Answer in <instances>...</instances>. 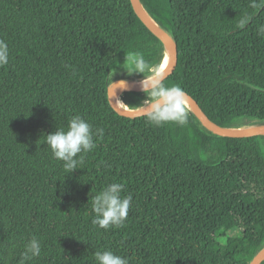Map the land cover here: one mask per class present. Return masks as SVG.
Instances as JSON below:
<instances>
[{
  "label": "trees",
  "instance_id": "16d2710c",
  "mask_svg": "<svg viewBox=\"0 0 264 264\" xmlns=\"http://www.w3.org/2000/svg\"><path fill=\"white\" fill-rule=\"evenodd\" d=\"M139 1L177 48L185 94L227 125L264 128V0ZM0 40L10 53L0 67V264H96L104 250L129 264L261 257L263 142L157 127L111 108L112 68L113 84L129 88L118 95L122 108L135 113L140 87L128 83L143 74H127L125 57L140 53L157 69L164 58L129 0H0ZM75 115L103 134L65 173L45 135ZM113 182L132 206L122 227L104 230L91 205ZM32 238L41 255L25 259Z\"/></svg>",
  "mask_w": 264,
  "mask_h": 264
},
{
  "label": "clouds",
  "instance_id": "9594fccd",
  "mask_svg": "<svg viewBox=\"0 0 264 264\" xmlns=\"http://www.w3.org/2000/svg\"><path fill=\"white\" fill-rule=\"evenodd\" d=\"M244 20L241 21L243 25ZM8 45L0 40V67L9 63ZM126 61V66H125ZM160 69L151 65L143 55L132 52L125 57L123 68L126 73L143 74L139 81L140 90L145 94V99L139 105L143 109L146 121L157 127L166 123L184 125L188 121L187 100L183 88L179 85H168L164 82ZM116 69L110 73L109 88H126L127 82H112V76ZM147 73V75H146ZM122 103L119 99H117ZM123 104V103H122ZM103 134V129H93V125L79 115L73 116L66 128H58L54 132L45 135V141L51 150L53 157L63 162L65 173L78 169L83 163V154L96 147L95 136ZM124 185L113 182L107 185L92 200V211L95 214L93 222L99 228L108 230L111 227H122L128 217L132 206V196L122 195ZM41 255V242L32 238L26 245L24 257H39ZM96 264H129L127 258L118 255L111 250L95 253Z\"/></svg>",
  "mask_w": 264,
  "mask_h": 264
},
{
  "label": "water",
  "instance_id": "95a60500",
  "mask_svg": "<svg viewBox=\"0 0 264 264\" xmlns=\"http://www.w3.org/2000/svg\"><path fill=\"white\" fill-rule=\"evenodd\" d=\"M129 2H130L132 12L135 18L137 19L138 23L140 24L141 28L148 35V37L163 52V55H164L163 61L169 60L172 62V66H173L172 78L169 81L168 85H177L181 77V64H180V59H179L177 48L174 45H171L170 43H168V41H166L162 36L156 33V31H154V29L150 26V24H148L146 18H148L149 20H152V19L147 15V13L143 9L139 0H129ZM124 91H129V88L126 87L122 89L120 87H115L112 89V91L110 92V96H109V104L111 108L116 113L122 116H126V117H136V116H140L144 114L143 111L131 113V112L124 110L120 106H118V104L116 103V97H118V95ZM196 105L206 113L207 117L188 118V121L186 124L204 126L206 128L211 129L212 131H214L215 128L220 129L224 133V134L219 133L220 135L240 141V142L258 141V142L264 143V132H261L258 134L246 133L242 130L243 128H237V127L227 125L226 123L218 120L217 118L209 114L198 103H196ZM259 129H264V128H259ZM251 264H264V251L261 257Z\"/></svg>",
  "mask_w": 264,
  "mask_h": 264
},
{
  "label": "bare ground",
  "instance_id": "6f19581e",
  "mask_svg": "<svg viewBox=\"0 0 264 264\" xmlns=\"http://www.w3.org/2000/svg\"><path fill=\"white\" fill-rule=\"evenodd\" d=\"M148 24H150V26L154 29V31H156V33H158L160 36H162L166 41H168V43H170L171 45H173L170 40L168 39V37L164 34V32L152 21L149 20L148 18H146ZM162 76L163 79L167 78L173 70V66H172V62L171 61H167L164 60L162 62ZM160 66V68H161ZM186 95V94H185ZM186 100H187V109L190 110L195 117H207L206 114L203 112V110H201L196 103L189 97L186 95ZM116 103L118 104V106H120L122 108V106L119 104L118 101H116ZM244 132L246 133H252V134H258L261 132H264V129H258V128H243L242 129ZM216 131V133H220V134H224L220 129H214V132Z\"/></svg>",
  "mask_w": 264,
  "mask_h": 264
},
{
  "label": "rangeland",
  "instance_id": "374dc122",
  "mask_svg": "<svg viewBox=\"0 0 264 264\" xmlns=\"http://www.w3.org/2000/svg\"><path fill=\"white\" fill-rule=\"evenodd\" d=\"M128 86H130L131 88L132 87H134L135 89H136V87H140L139 86V82L138 83H135V82H130V83H128ZM112 91V89L110 90V92ZM134 91H136L137 93H138V95L141 97V99H142V102H143V100L145 99V94L141 91V90H139V89H137V90H134ZM117 99H118V97H116V101H117ZM119 102V101H118ZM119 104L121 105V103L119 102Z\"/></svg>",
  "mask_w": 264,
  "mask_h": 264
}]
</instances>
